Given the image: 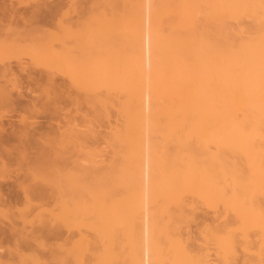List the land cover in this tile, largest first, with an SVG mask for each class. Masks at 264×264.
<instances>
[{
  "label": "rangeland",
  "instance_id": "374dc122",
  "mask_svg": "<svg viewBox=\"0 0 264 264\" xmlns=\"http://www.w3.org/2000/svg\"><path fill=\"white\" fill-rule=\"evenodd\" d=\"M157 1L0 0V140L4 139V143L0 141V198L7 197L11 203L6 206L8 200L0 199V264H142L145 253L148 264H225L218 247L225 228L237 235L227 264H264V228L253 225L255 222L244 223L220 202L216 166L210 159L217 151L215 117L204 116L212 123L205 122L201 133L191 134L177 126L168 134L151 128L149 120L143 129L125 127L127 117L122 106L128 92L124 81L132 50L138 46L133 26L139 31V47L144 48L142 97L145 111L149 108L148 93L156 68L151 49L148 52L144 46L149 47L157 24ZM132 82L130 86L135 87ZM206 101L210 105L214 102L212 97ZM72 127L80 132L68 145L58 146L57 154L53 146L34 143L36 140L29 143L34 137L48 138ZM120 135L128 140L140 136L141 147L137 149L123 138V142L118 141ZM185 147L193 148L195 165L205 175L193 190L177 185L174 189L168 183L169 165L175 171L181 168L173 162L172 153ZM22 148H27L29 156ZM11 151L23 154L14 157L17 153L12 155ZM25 156L33 158L36 165ZM40 159L47 162L43 166L48 170L67 171L76 165L78 173L87 169L79 173L84 187H93L94 175L104 173L103 184L113 213L109 246L89 227L93 219L88 214L59 218L56 212L61 208L52 199L46 200L48 195L39 200L35 193L32 201L41 207L25 205V193L12 182L28 177L26 170L41 166ZM26 177L21 179L30 183ZM6 194H12L14 201ZM46 194L41 192V196ZM263 194L254 193L258 211L264 210ZM81 199L82 203L90 202L86 196ZM224 225L227 227L223 229ZM106 246L110 257L104 254ZM15 247H20L22 257L9 253Z\"/></svg>",
  "mask_w": 264,
  "mask_h": 264
},
{
  "label": "bare ground",
  "instance_id": "6f19581e",
  "mask_svg": "<svg viewBox=\"0 0 264 264\" xmlns=\"http://www.w3.org/2000/svg\"><path fill=\"white\" fill-rule=\"evenodd\" d=\"M157 2V10L154 8L156 10V13H154L156 14V20L155 18L153 19L157 21V24H155L151 33L149 47L144 46L147 51L151 49V53L154 56V58H151L154 59L156 68V72H153L155 80H153L154 83L150 90L151 94L148 93L151 97L150 102L148 101L150 104L147 112L143 104L142 89L144 87L141 80V59H143L142 50L144 48L139 47L141 40H139L137 33L138 28L136 26L131 28V31L136 33L137 41L135 39V42L138 46L136 50H132L131 61L128 64L130 70H127L126 80L124 81L126 83V92H128V99L122 106V110L127 117L125 127L143 129L144 123L149 120L152 125L147 123L146 126L150 125L151 128L154 126L155 130L161 128L165 132L167 131L168 134L174 131L173 129L177 128V126L182 127L183 130L186 128L189 133L192 131L201 133L205 122L210 121L212 123L210 119L205 121L206 118L204 119V116L215 117L213 119L215 124L213 122V125H215L217 130L215 138L217 151L210 159L214 160L216 166L214 172H216L219 184L215 185V187H218L216 190H218L220 202L224 209L229 210L231 208L235 215L244 223L247 221L255 222L253 225H260V227L264 228V210L258 211L253 200L255 192H261L262 194L264 192V0H159ZM135 20L134 23H137ZM131 82L136 86L134 87L133 85L131 87ZM52 83L55 84L53 81ZM208 97H212L214 100L211 105L208 103L209 101H206ZM198 118L201 123L197 120ZM78 131L80 132V130L72 127L65 133L58 132L48 138L40 135V141L37 137H32V141L27 142L31 144L36 140L34 143L47 144L49 147L51 146L50 148L53 146L55 148L54 152L57 154V152L59 153V147H62L64 143L73 141ZM119 138L118 141L120 142L122 138L125 139L121 135ZM140 139V136H137L134 139L125 140L130 144H134L138 149L139 142H141ZM177 140L175 141L177 142ZM0 141L4 143V139ZM74 141L76 142V138ZM182 141L184 142L183 139ZM122 144L121 146H123ZM20 148L18 147L19 151H17V148L14 149L20 153ZM25 149L27 148H22V152L25 154L26 151V155L29 156L27 150L30 147L27 150ZM16 151H11L10 153L13 152L12 155H14ZM35 152L37 151H34V157L37 156ZM193 153L192 147H185L183 150H177L176 153H172L174 154L173 158L176 159L173 162H178L181 168L179 169L180 171H175L177 169L174 164L175 169L169 165L167 169L169 178L166 176L169 179V186L174 187L177 185V187L181 186L190 190L199 186L200 180L205 175L200 167L195 165L197 163ZM17 155L18 153L14 157ZM20 155L18 156L20 157ZM41 155H43V158L45 157L44 154ZM27 156H25L26 159H29ZM2 157L4 159V155ZM32 159L29 160L35 164V160L33 161ZM45 160L49 161L51 159L45 157ZM43 161L39 160V163L42 164L41 166H38L36 161L38 167L32 166L33 168L30 169L29 166V170H26L29 172L27 181L31 180L30 183H25V180L21 179L27 175L21 178L16 177L19 181L15 178L16 180L12 182L15 183L14 185H20L19 188L23 190L22 194L25 193L23 195L26 204H23L27 207L28 205L29 207L30 205L31 207H41L40 203L38 205L33 203L32 200L35 197H31V195L33 196L34 193V195H39L40 197H37L39 200L40 198L42 200L43 196L46 198L45 196L48 195L46 200L52 199L54 204L61 208L56 212V216L59 218L64 214L73 218L79 214H88L93 219L89 223V227L104 241L105 245L109 246L110 240H112L110 227L113 213L111 212L109 198L105 190L107 188H104L103 184V180H105L104 173H94L96 180L91 179L95 181L93 183L95 185L89 188L84 187L86 184L82 185L81 181L84 179H79V173L84 174L87 169H82L78 173L75 168L76 165L67 171H61L56 168L48 170L43 166L47 162L44 163ZM162 162L161 164L165 161ZM165 165L163 164L162 166ZM98 168L96 167V169ZM160 168L162 167L159 166ZM163 170L166 169L163 168ZM161 173L163 172L161 171ZM143 174L146 175V172ZM14 185L10 184V187L14 188ZM18 186L15 188H18ZM259 187H262V189H259ZM174 189L176 188L174 187ZM255 189H258V192ZM21 190L19 189V191ZM44 191L47 194L41 196V192L44 194ZM13 195L15 196V192ZM13 195L9 194L7 196L12 198L14 197ZM85 196L90 199L89 203H82L81 200L83 199L81 198ZM6 198L4 200L0 199L3 202L8 200L10 203L9 198ZM12 199L13 202L14 198ZM9 203H6V206H11V203ZM224 227L227 226L224 225L223 229ZM227 229H224L223 236L221 235L219 237L221 239L218 240L219 252L225 264L230 260L228 252L234 248L237 236L234 235V231L232 232L228 229V232ZM226 231L227 234L225 233ZM107 246L104 254L110 257L109 249H106L109 248ZM20 252V247H15L13 250L9 249L11 255L17 254L22 257L19 254ZM145 254H143L145 257L141 258L142 264H148L146 258L148 255L147 253Z\"/></svg>",
  "mask_w": 264,
  "mask_h": 264
}]
</instances>
